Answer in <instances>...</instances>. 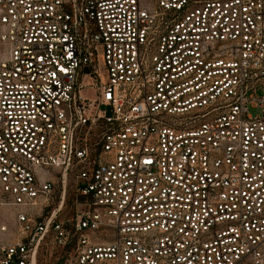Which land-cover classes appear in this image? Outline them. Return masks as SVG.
<instances>
[{"label": "built area", "instance_id": "1", "mask_svg": "<svg viewBox=\"0 0 264 264\" xmlns=\"http://www.w3.org/2000/svg\"><path fill=\"white\" fill-rule=\"evenodd\" d=\"M48 245L264 264V0H0V264Z\"/></svg>", "mask_w": 264, "mask_h": 264}, {"label": "rangeland", "instance_id": "2", "mask_svg": "<svg viewBox=\"0 0 264 264\" xmlns=\"http://www.w3.org/2000/svg\"><path fill=\"white\" fill-rule=\"evenodd\" d=\"M250 113H255L254 109H249ZM73 180L69 179L65 186V192L62 195L60 187L58 188L56 195L53 199V202L45 210V215L49 214L52 210H55L57 213L58 220L64 221L67 223L75 211L80 208L75 201V195L73 192ZM71 247L66 248H57L48 245L44 252L45 257H42V264H71Z\"/></svg>", "mask_w": 264, "mask_h": 264}]
</instances>
